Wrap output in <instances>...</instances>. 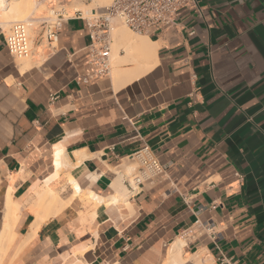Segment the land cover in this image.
I'll list each match as a JSON object with an SVG mask.
<instances>
[{
  "label": "crops",
  "instance_id": "0c3cea01",
  "mask_svg": "<svg viewBox=\"0 0 264 264\" xmlns=\"http://www.w3.org/2000/svg\"><path fill=\"white\" fill-rule=\"evenodd\" d=\"M195 1L147 37L155 64L134 79L125 57L80 82L90 40L74 13L48 42L34 11L25 70L0 24V264H264V0ZM144 145L164 179L114 187ZM57 151L70 166L52 188L68 201L73 178L82 197L45 214L32 198Z\"/></svg>",
  "mask_w": 264,
  "mask_h": 264
},
{
  "label": "built area",
  "instance_id": "2783aa9c",
  "mask_svg": "<svg viewBox=\"0 0 264 264\" xmlns=\"http://www.w3.org/2000/svg\"><path fill=\"white\" fill-rule=\"evenodd\" d=\"M54 7H50L49 16L44 19L42 38L48 42L57 41L58 32L69 19L62 6H59L60 9ZM195 7V0H111L101 13H94L90 19H83L90 44L83 49L82 54L84 64L90 67V71L80 78V82L87 84L109 74L110 33L115 22L136 35L153 39L176 26L181 10ZM74 14L81 17L79 12ZM4 44L14 58L29 59L33 54L28 28L24 22L11 25L9 33L4 37ZM129 159H136L139 164L137 172L126 178L130 194L135 195L146 183L164 179L166 166L161 164L148 146L141 147ZM205 229L209 233L212 230L209 226Z\"/></svg>",
  "mask_w": 264,
  "mask_h": 264
},
{
  "label": "bare ground",
  "instance_id": "6f19581e",
  "mask_svg": "<svg viewBox=\"0 0 264 264\" xmlns=\"http://www.w3.org/2000/svg\"><path fill=\"white\" fill-rule=\"evenodd\" d=\"M5 1H7V0H0V24L1 25L8 24V22L12 19L13 20H16V19L24 20V18L28 17L29 13H31L35 10L41 11L44 13L45 12L49 13L51 10V8H48L49 6L47 7L46 5H44V3H43V5L40 4L41 6H39L37 8L34 0H11L8 3H5ZM54 1L53 0H47L46 3L48 2V5H52L54 7V5H53ZM79 1H81V0H79ZM90 1L92 3H95V4L96 3L102 4V3H107L109 0H90ZM68 2H71V1L68 0ZM66 7H67V9L69 8V9L73 10L74 12H81V14L84 15L85 17L86 16L88 17L89 15H93L95 13V11L93 9L89 8L90 3H86L83 6H74V2H73V4H71L69 7L64 6L63 8L66 10ZM66 11H68V10H66ZM120 29L118 30V32L116 31V34H115L116 40L119 41L121 43V45L122 44L125 45L128 52H133L136 55V58H132V60H131L134 64V66L131 69L125 70L121 73H123V76L125 78L134 79V78H137L138 76L146 73L147 71H149L150 69L153 68V66L155 64V54H154L155 44H153L147 37H143L140 35L131 36V35L126 34L127 32L124 33V31H127V30H124V28H123V31H120ZM115 57H116V59H118V61L120 59H122L118 54H115ZM120 61H122V60H120ZM19 66L21 67V70L27 69L29 66V60L21 61L19 63ZM110 73H111V71H110ZM118 73H120V71H117L116 69L113 72L114 75H116ZM53 157H54L53 163H54V168H55L54 175L45 179L42 182L43 185L40 186L36 192H34L35 197L33 195V198H32V201L33 202L35 201V203L38 205L37 206L38 209L43 210L45 212V214L48 213L47 211H49V209L53 210L54 211L53 213L56 214V213L60 212L61 210L67 208L75 198H77V197L79 198V196H81L80 195L81 190H80L79 184L73 178H68V182H69V185L71 187V190H73V195L71 196V198L68 201H64L61 198L60 194L57 193L56 191H54V189L52 188L53 181L58 179L59 174L62 171V169H64L65 167L68 168V166H70V162L66 158L65 154L63 152H60V151L55 152ZM132 170H133L132 163H128V164L126 163L120 169H116V170L114 169V172L117 175V179L114 183V187H121V185H122L121 181L124 177L123 173H129ZM126 197H128V196H126ZM34 198L36 200H34ZM89 198L93 199L94 195H91ZM89 198L87 197L88 200H89ZM119 201H121V200H119ZM12 207H15L14 208L15 213H16V211H19L18 209H20L17 204H16V206H14L12 204L10 197H8L7 198V208L12 209ZM94 207H96V204L94 205ZM92 215L94 216V211H93ZM83 217H85V216H83ZM40 218H42V216ZM179 242L182 243L181 240ZM167 264H179V263L177 261L171 260V261H168Z\"/></svg>",
  "mask_w": 264,
  "mask_h": 264
},
{
  "label": "rangeland",
  "instance_id": "374dc122",
  "mask_svg": "<svg viewBox=\"0 0 264 264\" xmlns=\"http://www.w3.org/2000/svg\"><path fill=\"white\" fill-rule=\"evenodd\" d=\"M70 1L71 2H68V0H58V1L55 0L53 2V5L55 6L54 8L60 9L59 6H63V7L64 6H68L69 7L71 4H73V2H74V6H83L86 3H90V7L89 8L90 9H93L95 11V13L99 14V13H101L103 11V9L105 7H107L110 4V1L111 0H109L107 3H102V4H98V3L95 4V3H92L90 0H81V1H79V0L78 1L77 0H70ZM66 10H68V11H66ZM66 10L65 11H66L67 16H70V15L72 16L73 15V13H74L73 10H71L69 8L67 9V7H66ZM48 16H49V13L48 12H45L44 13V16L42 17V19H46ZM81 17L83 19H90L92 17V15H89L88 17L87 16L85 17L84 15L81 14ZM38 18L40 19L41 16H38L33 11V12L29 13L28 17L24 18V20H20V19L19 20L18 19L13 20L12 19V20H10L8 22L7 25L1 26V27L5 31V35H7L9 33V30H10L11 25L13 23H16L18 21L19 22H24L26 24L27 28H28V36H29L30 42L32 43V28H33L32 26H35L36 25L35 23H32L33 22L32 20H35V19H38ZM123 28H124V30H127V31H124V33L127 32L126 34L131 35V36H135L136 35V34L130 32L126 27H124L120 23H118V22H115L114 23L113 29H112V31L110 33V41H111V46H110L111 47V52H110V71H111V73H113L114 70H115V68H117V67L119 68L120 66H122L123 68H129L131 66V63L124 61V60H126L125 57L126 58L127 57H130V58L136 57L135 53L128 52V50L126 49V46L123 45V44L121 45V43L119 41H117L116 38H115L116 31L118 32L119 29H120V31H123ZM115 54H119V55L122 54V55H124V58L123 59H120L122 61H120V60L118 61V59H116V57H115ZM15 60H16V62L18 64L21 61H26V60H29V63H30V58L29 59H17V58H15ZM132 67H133V64H132ZM126 163L127 164L128 163H132L133 170L130 171L129 173H123V176H125V178L130 177V175L136 173L137 170H138V168H139V164H138V162H137L136 159H127L126 160ZM121 183H122V181H121ZM47 212L48 213H46V214H52L54 211L49 209V211H47Z\"/></svg>",
  "mask_w": 264,
  "mask_h": 264
}]
</instances>
